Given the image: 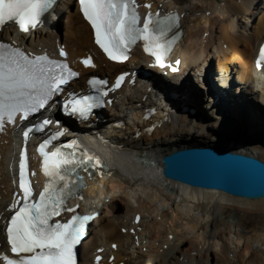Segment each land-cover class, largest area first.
<instances>
[{
	"label": "bare ground",
	"instance_id": "bare-ground-1",
	"mask_svg": "<svg viewBox=\"0 0 264 264\" xmlns=\"http://www.w3.org/2000/svg\"><path fill=\"white\" fill-rule=\"evenodd\" d=\"M70 1L68 0L65 5L67 6L66 17L61 14L65 6L57 5L52 14L44 18V22L48 24L52 20L53 22L57 19L65 20L62 31H56L55 23L53 24L55 30L52 32H49L45 27L37 30L34 34L35 41H37L36 45L40 43L49 45L54 40L59 39L61 43L66 45L69 57L75 58L83 55L84 51L91 47V33L76 11L71 10ZM150 1L154 3L151 10L165 11L176 8L179 11L185 9L188 13L182 19V25L185 28L184 37L179 43L180 48L174 52L175 57L181 58L180 73L173 78L176 79L189 68L194 73H202L203 71L206 75L212 64L215 65L216 72L219 73L228 72L230 69L229 76L243 85L240 86L243 88L238 87L235 90V95L240 93L241 96H245L247 94L250 109H252V117L256 119L257 112H260L257 107L255 108L258 103L257 100L264 105V68L261 67L258 71L254 69L253 52H255V45L264 39V0H167L162 3V7L158 5L160 0ZM255 11L258 12L257 16H255ZM232 15L237 18V21L231 18ZM239 16L245 18L246 21L250 20L248 26L247 24L246 26L243 25L244 30H241L242 21L238 19ZM141 61L147 64V58L141 55L139 51H135L132 60L125 65L116 66L105 63L104 71L125 69L131 63L139 64ZM219 80H221L219 82L220 88L228 85V78L225 75H221ZM183 85L184 90L181 91V94L185 95L186 100L180 101V103L188 105L186 103H191V99L197 97V94L188 82L183 83ZM232 99L234 98L232 97ZM233 105L234 102H232ZM165 108L166 106L161 109L162 115L168 114L167 109L164 110ZM195 108L198 109L197 106ZM168 122L166 131H161V135L164 133L169 139L175 135L176 130L191 133L198 128L195 124H188L185 126L186 128L179 127V122L172 116ZM196 131H201L200 127ZM129 142L132 140L124 138L121 144ZM183 144L200 146L205 143L193 138H186ZM184 145L177 143L175 147H170V150L165 151V153H169L172 148H180ZM154 146L159 148V143L154 142ZM11 150L12 144L6 146L4 155L9 154ZM146 153L158 162V155L152 151H146ZM252 154L254 158L264 162V158L258 156L257 151L252 152ZM103 156L105 157V154ZM139 157L140 155L135 152L123 155L124 161L121 172H125V174L129 170L136 172L135 174L131 172V175L126 176L129 182L127 186L113 183L109 176L107 178L100 176L103 175L102 173L93 172L92 176L86 179L87 187L81 192L84 201L70 203V205L78 204L79 211L90 206L97 208L95 218L89 224L91 235L80 248V264H86V261L91 260L92 253L96 248L110 241L117 242L119 246L115 253V264L124 260H127L125 264H150L154 259H157L156 264H182L179 254H183L185 257V253L188 251L182 242L189 237L196 238L198 242H206V240L211 242V248L218 254L220 253L226 260L227 254L232 252L233 260L222 261L223 264H264V224L258 226L264 220V198L242 199L225 196L222 193L214 197L199 191V188H191L192 194L188 197H186L185 189H182L185 193V197H182L183 195L173 193L164 186H169V182L160 179L158 175L161 169L160 165L155 162L156 166L150 170L145 168V165L137 163ZM119 166L121 167V162ZM139 171L144 174V178L136 177ZM2 183L7 189L5 179L2 180ZM119 195H123L126 206L117 205L114 199ZM89 198L91 201L85 202ZM6 199L7 196L3 195L0 200V212L4 208ZM220 201L222 203H217ZM189 202L196 205L205 215L203 221L198 217H192L194 206L188 205ZM227 209L233 211L234 217L237 218V225L242 229L241 231H234V237L230 235V238L228 237L234 240L235 248L233 251L229 249V243L226 242V234L218 232L215 228L205 229V232L199 230L201 222L205 224V228H208V223L216 216L220 215L222 218H225L226 215L229 216ZM138 213L143 214V216L149 215L153 221L149 223L142 221L139 225H135L133 220ZM213 223L216 225L215 221ZM130 228L135 231L141 228V231L138 232L141 245L139 251L143 252L145 248L149 250L145 256L138 255L136 259L133 258L132 260H130V255L126 253V250H132V245H134V237L128 233ZM241 243L244 244L243 249H240ZM256 244L261 245L257 249L258 253L254 252L252 248ZM190 259L195 260L192 257ZM221 263L216 262L215 264Z\"/></svg>",
	"mask_w": 264,
	"mask_h": 264
},
{
	"label": "snow or ice",
	"instance_id": "snow-or-ice-1",
	"mask_svg": "<svg viewBox=\"0 0 264 264\" xmlns=\"http://www.w3.org/2000/svg\"><path fill=\"white\" fill-rule=\"evenodd\" d=\"M78 3L83 18L91 26L95 44L110 61L123 63L140 42L143 51L153 58V66L177 70L164 61L180 36L178 31L174 32L180 27L178 13L161 14L158 9L148 11L141 18L137 0H78ZM56 4L57 0H0V30L9 24L18 26L21 33L35 30L43 26L44 17ZM143 7L151 9L152 5L145 3ZM59 56L67 58L68 53L61 47ZM81 63L95 67L91 56ZM256 66H264V45L259 49ZM79 76L66 59L50 58L47 53L34 55L0 43V131L6 124H16L17 119L28 122L34 114L51 110L57 104L65 115L86 121L94 109L104 106V97L118 89L124 80L121 74L111 87H106L107 80L92 78L87 83L95 95L72 91L64 95L67 86ZM62 95L63 99H55ZM53 123L58 130L49 133L36 148L45 181L39 193L34 194L30 177L36 173L29 172V137L45 132ZM64 135L59 122L48 117L23 128L24 146L18 161L19 194L8 208L12 214L5 228L11 255L0 251V264H77V246L82 243L95 213L81 215L77 211L79 205L69 207L68 201L83 199L80 192L87 185L82 172L91 177L90 170L100 171L106 165L95 154L81 150L76 139L54 145ZM65 213L71 214L66 220L61 218ZM139 221L137 216L136 222ZM101 259L97 255L96 264Z\"/></svg>",
	"mask_w": 264,
	"mask_h": 264
},
{
	"label": "rangeland",
	"instance_id": "rangeland-1",
	"mask_svg": "<svg viewBox=\"0 0 264 264\" xmlns=\"http://www.w3.org/2000/svg\"><path fill=\"white\" fill-rule=\"evenodd\" d=\"M255 12H256L255 16H257L258 12L257 11H255ZM241 21H242V26L243 25L246 26V24L248 26L250 24L249 19L247 20L248 22L246 21L245 18H242ZM61 24H59V25H61ZM61 29L63 30V26L61 27ZM194 79L197 81V79L195 77H194ZM195 80H194V82H195ZM234 92H236V91H234ZM245 96L247 97V94H245ZM257 102L258 103L255 106V108L257 107L260 112H257L258 115H256V119H254L252 117L253 114L249 117H246L245 121L242 124H237L236 132H234V129H232L233 126L231 124L228 125L225 120L215 119L216 118L214 116L215 111H212L209 109V112L207 113L206 108H203L202 111L199 110L200 113H203V112L207 113L205 116H203V118L205 117L206 120L208 121V123L206 124L208 127V128L206 127V135H205L206 138H205V140H203V142L207 141V142L212 143L215 140V138H213V136L224 137L226 135L225 133H227L230 136L231 140L233 141L232 143H235L237 146L243 147V143L246 142L250 146L254 145V149H257V150L262 149L263 150V148H264V105L259 100H257ZM208 105L210 106V103ZM196 106H197V108H199L198 105H196ZM211 113L213 115H211ZM179 127H180V125H179ZM203 137H201L200 139H202ZM157 138L160 139V142L166 143V144H171L174 147H175V144H177V143L178 144L180 143L181 145H183V142H180L179 140H177L175 138V135L171 139H169L166 136V134L162 133V135H161V132H160ZM197 139L199 140V138H195V140H197ZM222 142H224V141H222ZM173 146H168L167 149H164V151L170 150V147H173ZM121 196H123V195H121ZM114 200L116 201L117 205H119L121 207L126 206V202L124 201L123 198H116ZM217 203H222V202L220 201ZM188 205L194 206V208H192V217L193 218L198 217L202 221H203V219H205V215L202 214V211H200V209L196 205H193V203H190V202L188 203ZM223 205L226 206V204H224V203H223ZM227 206H230V205H227ZM227 211H228L229 216L226 215L225 218H222L220 215H218V217L216 216L215 219L211 220V222L208 223V228H205V224L201 222L199 230H202V232H205V229L215 228L218 232L226 234V242L229 243V244L227 243L229 246V249H231L233 251V249L235 248V244H234V240L232 238L229 239L230 238L229 235L234 237V235H235L234 231H236V230L241 231L242 229H241V227H239L237 225V223H238L237 218L234 217L233 211L231 209H227ZM144 218H145L144 222H146V223L153 221V218H151L149 215L148 216L145 215ZM213 221H215L216 225H214ZM262 224H264V220L261 221V224H258V226L262 225ZM230 231H232V233H229ZM182 243L188 250L185 253V257L183 256V254H179L180 263H182V264H199V263H201V264H215L216 262L221 263L222 261L228 262L229 260H231V259L233 260V258H234V257H232V252H229L226 256V258H227V260H226L225 258H223L220 255V253L218 254L217 252H215V250H213V248H211V242H209L207 240H206V242L205 241L198 242L196 238L194 239V238L189 237L185 241H183ZM243 246H244V244L241 243L240 249H243ZM258 247L260 248L261 245L260 244L253 245L252 248L254 249V252L258 253L257 252L258 251L257 249H259ZM136 251H138L140 256H145V254H147L149 250H145L143 252H140L139 250H136ZM189 257L194 258L196 261L195 260L192 261V259H190ZM156 260L157 259H154V261L152 260V262H150V264H156L155 263ZM221 264H223V263H221Z\"/></svg>",
	"mask_w": 264,
	"mask_h": 264
},
{
	"label": "water",
	"instance_id": "water-1",
	"mask_svg": "<svg viewBox=\"0 0 264 264\" xmlns=\"http://www.w3.org/2000/svg\"><path fill=\"white\" fill-rule=\"evenodd\" d=\"M204 154L212 157L216 155V165H235L221 167V170L207 168L204 160L208 156L203 157ZM163 161V172L169 176L175 175L177 162L180 161L184 177L193 186L222 188L248 198L264 197V162L230 153L227 145L217 148L194 147L177 153L173 151Z\"/></svg>",
	"mask_w": 264,
	"mask_h": 264
},
{
	"label": "clouds",
	"instance_id": "clouds-1",
	"mask_svg": "<svg viewBox=\"0 0 264 264\" xmlns=\"http://www.w3.org/2000/svg\"><path fill=\"white\" fill-rule=\"evenodd\" d=\"M105 158L106 159H110L109 155L107 153H105Z\"/></svg>",
	"mask_w": 264,
	"mask_h": 264
}]
</instances>
